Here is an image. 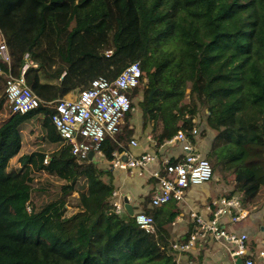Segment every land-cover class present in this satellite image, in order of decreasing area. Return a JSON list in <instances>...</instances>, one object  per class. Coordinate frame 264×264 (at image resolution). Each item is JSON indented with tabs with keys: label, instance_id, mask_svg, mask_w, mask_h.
Listing matches in <instances>:
<instances>
[{
	"label": "trees",
	"instance_id": "1",
	"mask_svg": "<svg viewBox=\"0 0 264 264\" xmlns=\"http://www.w3.org/2000/svg\"><path fill=\"white\" fill-rule=\"evenodd\" d=\"M0 33L13 74L31 62L27 83L45 103L104 76L90 75L104 57H121L117 75L139 60L147 81L131 95L132 108L142 96L144 126L152 125L157 144L197 125L202 138L213 131L206 157L214 172L235 176L243 205L264 202V0H0ZM0 66L7 70L2 58ZM5 89L0 78V264H177L169 229L182 213L175 202L155 208L147 196L136 208L154 218V234L135 215H116L111 170L78 163L52 122L54 104L14 113ZM133 113L102 147L109 162L127 149ZM38 115L46 141L60 147L48 164L39 151L13 167L23 126ZM44 173L63 184L57 199L39 207L33 197L44 192ZM75 193L78 210L68 215Z\"/></svg>",
	"mask_w": 264,
	"mask_h": 264
},
{
	"label": "built area",
	"instance_id": "2",
	"mask_svg": "<svg viewBox=\"0 0 264 264\" xmlns=\"http://www.w3.org/2000/svg\"><path fill=\"white\" fill-rule=\"evenodd\" d=\"M1 57L8 65L7 70L0 66V78L6 82L5 95L14 113L27 114L39 108L41 104H54L55 113L52 122L64 145L71 147L72 154L79 164L105 159L103 145L110 138L116 140L121 131L126 114L134 110L132 99L127 95L137 88L143 79L142 65L136 60L127 65L116 77L99 76L90 82L87 88L79 91L74 98H60L53 103H45L28 85L27 64L20 76L13 74L11 59L5 41ZM112 54L107 52V56ZM143 81V83H146ZM202 127L195 126L190 131L180 130L175 136L162 144L150 136L152 151L139 155L126 149L114 152L110 166L139 177H148L156 184L151 195V206L158 208L168 203L185 202L187 190L206 185L214 176V170L205 155L200 152L199 140ZM131 147H138L137 140H131ZM126 158V159H124ZM45 164L49 163L46 157ZM152 166H155L152 168ZM111 205L116 215L127 214L123 195L115 189L111 196ZM28 210L31 211L30 207ZM137 225L146 233H156L155 220L143 211L134 213ZM194 226L189 237L183 241L171 239L170 248L177 255L191 254L196 249H205L209 240L218 241L226 251L232 264H264V242L256 247L247 232L229 231L227 225H236L250 216L239 197H222L210 201L205 213L189 212ZM264 234V230H262ZM189 264H197L190 261Z\"/></svg>",
	"mask_w": 264,
	"mask_h": 264
},
{
	"label": "crops",
	"instance_id": "3",
	"mask_svg": "<svg viewBox=\"0 0 264 264\" xmlns=\"http://www.w3.org/2000/svg\"><path fill=\"white\" fill-rule=\"evenodd\" d=\"M6 53V52H5ZM31 62H28V65H30ZM29 68V67H28ZM66 73H64L65 75ZM102 76V75H101ZM113 78V77H112ZM77 95L76 93H71L68 95L66 98H71L73 96ZM41 116V117H40ZM37 121L35 124H29L28 122L23 126V129L21 131V136H22V150L20 154L16 157V159H19V157L23 155H31L34 153H38L39 149L41 147H46L48 150H51L54 152L57 150L59 147L55 149V144H49L46 139H45V129L43 127L44 123V116L43 115H38L37 116ZM39 119V120H38ZM31 121V120H30ZM131 124V128H134V134L130 138V140L126 141L127 149L132 151L134 154L139 155L145 152L152 151V144L148 140L150 136H155L153 132L152 125H148L147 127L144 126V120L142 117V111L140 108H134V113L132 118L129 120ZM44 129V131L42 130ZM208 136L205 138H200L199 140V148L201 149V146H207V149L210 147V132L208 131ZM41 137V138H40ZM157 137V135L155 136ZM154 137V138H155ZM213 137V136H212ZM41 139V140H40ZM137 140L139 143V146L134 148L131 147L130 142L131 140ZM41 142L43 143L41 145ZM46 157L49 158V154L46 153ZM100 165L101 168H104L105 170H111L112 172V177H113V184L115 185L116 189L120 190L121 194L123 195V201L127 199L129 203L133 206L134 211H138L136 209L137 207H140L142 202H144L145 197L151 196L154 187L156 184L155 180L149 179L148 177H139L136 175H132L130 173H126L123 171L119 170H114L110 166V162L106 159H99L98 162H96ZM155 166H152L154 168ZM106 181H109L106 179ZM191 196H193V193H190ZM198 198V196H195ZM211 197V195L209 196ZM208 197V198H209ZM176 206H178L182 211V213L179 214L177 217L176 221L170 225L169 229L172 233V237L181 239L182 237L185 236L186 233L191 228V226H194L192 223V220L190 218V215L188 214L189 212L195 210L200 213H205L206 205L204 207H198L196 203H192L191 200H185L183 203H176ZM263 219V217H262ZM231 224L227 225L228 229H235L234 226H230ZM231 231V230H230ZM241 232V231H240ZM242 232H246L242 231ZM248 233V232H247ZM249 234V233H248ZM251 237V236H250ZM253 238L251 237V240ZM221 245V244H219ZM209 247V244L207 245ZM206 246V247H207ZM222 246V245H221ZM205 248V249H196L193 253L189 255V260L193 261L196 260L197 264H229L231 261L232 264V259L229 258V256L225 253L223 254L224 256L227 255V258L224 259V261H216L212 257L211 254H208L210 249ZM223 248V247H222ZM208 249V250H207ZM205 251V252H204ZM186 259V258H185ZM185 261V260H183ZM186 264V263H184Z\"/></svg>",
	"mask_w": 264,
	"mask_h": 264
},
{
	"label": "rangeland",
	"instance_id": "4",
	"mask_svg": "<svg viewBox=\"0 0 264 264\" xmlns=\"http://www.w3.org/2000/svg\"><path fill=\"white\" fill-rule=\"evenodd\" d=\"M3 41H4V39L0 33V47L3 44ZM107 52H106V54H107ZM3 56H6V53L4 50H1V48H0V58ZM120 58L121 57H118V56H113L112 58L104 57L100 61L102 68L99 70L93 71L90 75L103 74L104 76L107 75L106 77H110V78L115 77L119 71V68H120V66L118 65V63L120 62ZM132 60H133V58L129 59L125 63H122L121 65H124V64H126ZM145 84L146 83H141L140 85L145 86ZM83 88L84 87H82L80 89H75L72 93L78 94L79 91L82 90ZM140 88H142V87L139 86V88L137 87L135 89L129 90L127 92V95L129 97H131V95H133L135 93V90L136 89L140 90ZM138 94L140 95V93H138ZM2 96H5V93H2ZM74 97L75 96H73L71 98H74ZM142 99H143V97L140 96L138 101L136 102V104H137L136 108H141L140 105L138 106V104H139V102H141ZM7 114L9 115L8 111H7ZM37 118H38L37 116L34 117L28 123L30 125L35 124V122L37 121ZM205 119H206V109L204 108V109H201L200 116L197 120H200V122L205 123L204 122ZM203 126H206V125L203 124ZM42 130L44 131V129H42ZM209 132H210V136H211V137H209V139H212L214 132L211 130H209ZM42 144L43 143L41 142V145ZM56 148H57V146H55V149ZM208 150L209 149H207V146L202 145L200 152H202V154L206 156L208 154ZM39 151L45 152V153L49 154V156H51V153H52V151L48 150V148H46V147H41L39 149ZM36 154H39V152ZM12 166L19 168L18 167L19 162L17 161L16 158H14L12 160ZM214 176L215 177L211 181H209L206 185H201V186L189 188L187 190L185 200H191L192 203L194 201V203H196L198 207H204L205 204H208L210 201H212L216 198H222V197L231 198L228 196L231 195V193L233 191L236 192L235 197L241 196L242 193L236 190V182L234 179L235 176L233 174H229L228 172L222 173L218 170V171L214 172ZM38 179H39V182H38L39 187H41L42 190H44V192L35 194V196L33 197V201L36 202L37 206L42 207L45 204L49 203L50 201L58 198V196L61 193L60 188H61V185L63 184V181L59 180L56 177L49 176L45 173L42 176H40ZM106 179L110 180V176H106ZM83 185H84V183L82 182V186ZM190 193H193L194 195L191 196ZM210 195H211V197H209ZM195 196H198V198H196ZM78 200H79V194L75 193L71 197L72 204H70V206L68 207V215H72L73 213H75L78 210L77 207L75 206V204L78 202ZM164 206L168 207L169 204H166ZM244 207L249 209L250 216L247 217L246 219L242 220L241 222L237 223L236 225H230V226H234L235 229H229V231L231 230L234 232H240V231L242 232V231L246 230V232H248L249 235L253 238L252 242L255 241V246L256 247L262 246L263 242H264V234L262 233V228L264 227V221L262 219V217H263L262 211L264 208V202L262 204L257 205L256 207L250 206V205L249 206L244 205ZM219 244H221V243L218 241L209 240V247L208 246L207 247H208V249H210L209 250L210 252L208 254H211L212 257L214 258V260H216V261H224V259L227 258V255H225V256L223 255L226 253V251ZM188 258H189L188 254L176 255L177 264H184V263L189 264L190 260ZM183 260H185V261H183ZM194 261H196V260H194ZM229 264H231V261Z\"/></svg>",
	"mask_w": 264,
	"mask_h": 264
},
{
	"label": "water",
	"instance_id": "5",
	"mask_svg": "<svg viewBox=\"0 0 264 264\" xmlns=\"http://www.w3.org/2000/svg\"><path fill=\"white\" fill-rule=\"evenodd\" d=\"M152 97H153V93L151 94V99H152ZM89 158H90V160L95 161V157H94L93 152H91L89 154ZM124 159H126V158H124ZM124 203H125V208H126L128 215L134 216L135 211H134L133 206L129 203V201L127 199H125ZM262 230H264V227L262 228Z\"/></svg>",
	"mask_w": 264,
	"mask_h": 264
},
{
	"label": "clouds",
	"instance_id": "6",
	"mask_svg": "<svg viewBox=\"0 0 264 264\" xmlns=\"http://www.w3.org/2000/svg\"><path fill=\"white\" fill-rule=\"evenodd\" d=\"M92 162H96V161H92ZM128 214V213H127Z\"/></svg>",
	"mask_w": 264,
	"mask_h": 264
}]
</instances>
